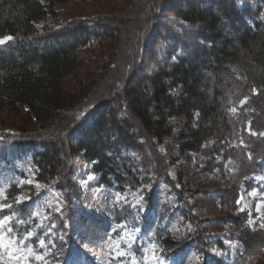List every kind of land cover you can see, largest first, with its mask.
Returning <instances> with one entry per match:
<instances>
[{
	"label": "trees",
	"instance_id": "trees-1",
	"mask_svg": "<svg viewBox=\"0 0 264 264\" xmlns=\"http://www.w3.org/2000/svg\"><path fill=\"white\" fill-rule=\"evenodd\" d=\"M55 1L46 5L42 0H0V39L11 37L0 43V106L19 118L17 145L34 152L37 180L56 182L67 196L80 199L81 187L72 178V159L79 156L91 164L99 186L120 193L152 183L143 170L146 165L153 176L170 181L159 145L173 134L174 117L186 120L181 151L207 153L211 158L224 154L236 161L231 199L236 185L252 174H264L263 20L248 19L236 0H180L172 8L190 26L180 25L179 31L170 28L164 37L165 53L153 49L148 72L137 70L121 94L115 91L122 85L118 75L133 70L131 56L122 54L119 72L109 59L100 71L95 66L79 76L85 65L82 53L92 42L108 45V35L99 32L105 24L114 32L120 27L140 28L137 37L125 30L126 41H133L142 35L147 16L135 13L126 18L118 10L92 19L93 28L83 19L60 29L47 22L38 25L48 18ZM159 5L160 0H152V10L147 6L152 20ZM115 49L117 56L122 49ZM75 72L79 82L71 89L65 80ZM101 90L112 96V108L100 100ZM229 139L236 144L229 146ZM208 141L212 144L204 149ZM147 151L149 161L142 159ZM22 191L12 184L0 199V219L10 218L0 233L9 228L10 234L30 244L42 229L36 227L31 209L17 203ZM128 212V207L115 206L112 220L119 224ZM240 225L247 257L264 241V233L244 229L242 221ZM30 231L35 234L27 237ZM152 235L166 249L179 245L161 226ZM4 255L0 245V264H7ZM58 260L52 255L42 264Z\"/></svg>",
	"mask_w": 264,
	"mask_h": 264
},
{
	"label": "rangeland",
	"instance_id": "rangeland-1",
	"mask_svg": "<svg viewBox=\"0 0 264 264\" xmlns=\"http://www.w3.org/2000/svg\"><path fill=\"white\" fill-rule=\"evenodd\" d=\"M42 2L49 5L48 0ZM178 2L180 0H160V5L153 10L156 19L152 20V0H56L48 18L38 25L47 22L60 29L83 19L90 21L88 27L93 28L92 19L118 10L124 11L126 18L135 13L147 16L149 20L141 25L142 35L129 42L125 30L134 32L137 37L140 28L120 27V31L114 32V27L104 23L99 32L108 35V45L92 42L82 53L85 65L80 68L79 76L95 66L100 68L109 59H112L109 64L115 63L119 72L123 69L122 54L123 57L129 54L134 68L118 75L122 85L115 89L125 94L128 80L137 70L143 68V73L148 72L152 50L165 53L168 45L164 37L168 36L170 28L179 31L180 25L190 26L175 14L172 6ZM236 3L246 11L248 19L264 21V0H236ZM117 47L122 50L115 56ZM79 76L76 72L68 75L66 86L71 89L76 86ZM179 91V88L174 90ZM98 96L103 103L109 102V108L114 106L109 92L101 90ZM231 111L238 109L231 108ZM20 124L8 107L0 106V199L12 184L22 187L17 203L31 209V217L42 232L32 243L26 244L5 228L0 233V245L7 264H42L49 262L52 255L59 259L56 264H264V241L246 257L240 225L242 221L244 229L264 233V174H252L239 187L236 185L231 199L229 191L234 185L232 175L236 161L224 154L211 158L207 153L181 151L184 118L172 119L173 134L159 145L170 181L153 176L152 168L146 165L143 170L146 176L152 177V183L120 193L111 187L99 186L98 175L90 171L91 164L78 156L72 159V178L81 187L80 199L67 196L56 182L37 180L33 169L34 152H25L17 145ZM228 141L229 146L236 144L235 139ZM210 144L212 142H206L204 149ZM148 155L147 151L142 159L149 161ZM136 160L141 159L136 157ZM115 206L129 208L128 216L119 224L112 220L111 210ZM9 221H5L4 227ZM157 226L178 241V247L164 248L152 235ZM34 234L30 231L27 237Z\"/></svg>",
	"mask_w": 264,
	"mask_h": 264
},
{
	"label": "snow or ice",
	"instance_id": "snow-or-ice-1",
	"mask_svg": "<svg viewBox=\"0 0 264 264\" xmlns=\"http://www.w3.org/2000/svg\"><path fill=\"white\" fill-rule=\"evenodd\" d=\"M11 39V37H5L4 39H0V43H4L5 40ZM57 211L59 209L57 208ZM10 218L5 216L3 219H0V229H2L5 226V221H8ZM10 231V229H9ZM41 244L43 245V241H41Z\"/></svg>",
	"mask_w": 264,
	"mask_h": 264
}]
</instances>
